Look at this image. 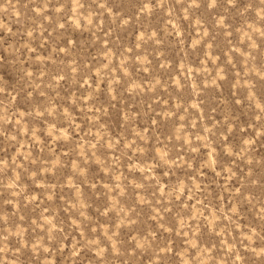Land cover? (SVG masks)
I'll list each match as a JSON object with an SVG mask.
<instances>
[{"label":"clouds","instance_id":"9594fccd","mask_svg":"<svg viewBox=\"0 0 264 264\" xmlns=\"http://www.w3.org/2000/svg\"><path fill=\"white\" fill-rule=\"evenodd\" d=\"M0 264H264V0H0Z\"/></svg>","mask_w":264,"mask_h":264}]
</instances>
